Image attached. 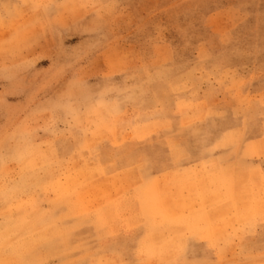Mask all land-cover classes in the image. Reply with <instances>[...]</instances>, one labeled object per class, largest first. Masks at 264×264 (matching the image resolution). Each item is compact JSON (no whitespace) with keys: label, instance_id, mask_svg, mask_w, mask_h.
I'll use <instances>...</instances> for the list:
<instances>
[{"label":"rangeland","instance_id":"374dc122","mask_svg":"<svg viewBox=\"0 0 264 264\" xmlns=\"http://www.w3.org/2000/svg\"><path fill=\"white\" fill-rule=\"evenodd\" d=\"M11 12L0 264H264V0H0ZM95 158L230 165L141 197Z\"/></svg>","mask_w":264,"mask_h":264},{"label":"crops","instance_id":"0c3cea01","mask_svg":"<svg viewBox=\"0 0 264 264\" xmlns=\"http://www.w3.org/2000/svg\"><path fill=\"white\" fill-rule=\"evenodd\" d=\"M25 4H27V3H25ZM8 14H9V16H8L9 18L7 17L8 19H6V20H3L5 18L0 19V22L12 21L18 17V14L15 15L12 12L8 13ZM37 20H38L39 25L42 26V28H40V31L38 34H34L33 36L34 37L41 36L42 38H48L49 39L50 38V32L47 28L46 19H45L44 15L42 17L39 16L38 19H36V21ZM26 52H33V50L31 49V50H28ZM259 101L264 103V94L261 96ZM116 106L117 107L114 111H112L111 116L114 119V121L117 123L119 121V119L127 111L119 112L117 109L118 105H116ZM261 114H264V112H262ZM108 133H110L112 135V137H114V135L117 133V129L116 128L112 129V130L109 129ZM263 138H260V139H263ZM93 161L94 162H92V163L96 167H98L102 170H104V169L107 170L109 167H112L116 171H122L123 169L134 171V176H136L138 181L140 183H142L138 187V189L137 188L135 189L136 194H139V196H141V197H143V193H145V194L147 193L148 187H149L148 183L150 181H156L157 177L159 178L160 176H162L166 173H169L172 171H180V170L190 171L191 169H194L195 167L205 166V165H212V166H215L216 168H219V169H222L223 167L230 165L228 161H189L186 164H182V163H180V161H148V160H145V161H137V160L136 161H125V159H124V161H116V160L99 161L96 158ZM148 169L154 170V172L152 174H148V172H147Z\"/></svg>","mask_w":264,"mask_h":264}]
</instances>
